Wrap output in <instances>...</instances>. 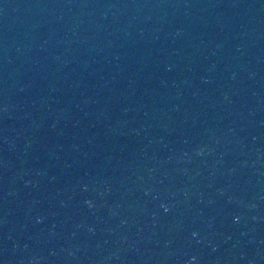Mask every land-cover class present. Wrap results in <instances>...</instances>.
I'll list each match as a JSON object with an SVG mask.
<instances>
[{
    "label": "water",
    "instance_id": "95a60500",
    "mask_svg": "<svg viewBox=\"0 0 264 264\" xmlns=\"http://www.w3.org/2000/svg\"><path fill=\"white\" fill-rule=\"evenodd\" d=\"M0 264H264V0H0Z\"/></svg>",
    "mask_w": 264,
    "mask_h": 264
}]
</instances>
